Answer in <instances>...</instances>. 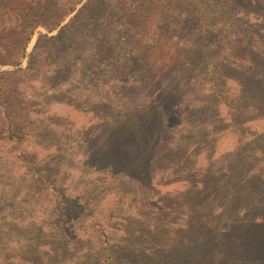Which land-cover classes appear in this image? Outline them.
<instances>
[{
  "label": "trees",
  "instance_id": "1",
  "mask_svg": "<svg viewBox=\"0 0 264 264\" xmlns=\"http://www.w3.org/2000/svg\"><path fill=\"white\" fill-rule=\"evenodd\" d=\"M171 1L0 0V155L8 161L0 178L12 204L1 209L5 191L0 264H264V0H193L207 18L202 35L175 39L170 72L199 74L182 87L140 47L143 36L135 45L129 35L157 16L188 32ZM234 6L239 23L230 18ZM118 14L129 28L112 29L113 38L134 55L120 72L140 73L142 87L116 106L96 94V117L109 115L105 133L87 140L77 171H49L20 146L35 137L25 108L30 78L54 48L97 68L99 52L86 55L80 41L99 40L98 29L108 36L111 24L99 25ZM39 29L47 33L28 55ZM225 53L257 60L229 65ZM52 67L68 86L61 65ZM151 81L160 91L152 102ZM203 152L216 155L218 168L198 167ZM10 165L34 174L29 188L19 178L5 184ZM165 185L180 189L168 200L151 197ZM107 193L121 198L109 202Z\"/></svg>",
  "mask_w": 264,
  "mask_h": 264
},
{
  "label": "rangeland",
  "instance_id": "2",
  "mask_svg": "<svg viewBox=\"0 0 264 264\" xmlns=\"http://www.w3.org/2000/svg\"><path fill=\"white\" fill-rule=\"evenodd\" d=\"M233 1L236 2V0ZM227 4L232 5V3ZM109 8L110 11L115 10L118 12L116 5L114 7L109 6ZM235 9H237V6H234L230 18L234 20V22L239 23L241 19H239ZM167 10L170 13H172L171 10L178 11V16H182V20L185 22L184 24L188 26L190 30L188 32L179 31L176 25H171V30H169V23L162 19L164 16H157L149 23H144L145 29L143 33L129 31V35L135 38L131 43L138 45L137 37H144V39L140 41V47H148L149 53L153 57L160 59L164 74L170 73L168 80L176 79L179 82V87L185 84L191 86L192 81H195L194 77L199 75L198 71L179 72L180 70L176 69L170 72V65L173 63V57H175L173 46L175 45V39L177 37L190 38L202 35V29L200 27L203 26L202 24H206V22L204 23V19H206L207 16L206 18L203 17L202 10L193 0H172L171 10H169V8ZM119 16H121V14H118L116 18L114 16L104 19L102 24L99 25V27H101L111 24V28L107 30L108 36L103 37L101 35L102 30L98 29L96 32L99 40L97 39L89 43H86L87 41H84V39L80 41L81 47L83 45L86 46L84 48L86 55L89 53V50L95 51L94 55L99 52L98 56H96V58H99L97 68L84 66L82 61H75L71 55L58 54V49L54 48L49 56L42 57L43 60L45 58L49 59V62H43L42 67L38 65L37 71L34 72L30 78L31 81L28 85L30 89L27 91V104L25 108L27 107L28 109V122L31 124L30 127H32L33 136L35 137L29 139V141H24L20 146L22 149H26L32 153L37 161L44 163V167L49 171H57L58 174H67L72 170L77 171V168H81L80 162L84 160L85 147L89 145L87 140H93L94 137L105 133L103 126H105V124L107 125L106 121L109 115L102 113V121L96 117L94 113V107L96 105L94 99L96 94L105 97L104 99L107 100L108 105L112 104L116 106V103H118L116 99L125 101L126 97L134 88L142 87L141 80L139 79L141 76L140 73L125 74L120 72L124 68L123 65L126 63V59L131 56L133 52H129L130 48H126V46H120L121 44L116 42V37L113 38L116 31L114 32L112 29L118 28L119 31H123L124 28L125 30L129 28V25L123 26L117 24ZM246 22L247 21L244 23ZM40 33L46 34L47 32L44 29H39V32L29 45L28 55L33 51L40 37ZM216 33H220V30ZM98 41L102 43H98V47L93 48L94 44ZM104 44H107L108 49L111 48L107 51V54L104 53ZM132 57H134V55L129 58L131 59ZM224 58L229 65H240L242 63L244 66H250L252 62L257 60V57L250 60H242V57L237 58L236 56H232L231 53H225ZM28 61V59L25 60L24 68L28 66ZM58 63L61 65L63 71L62 76H66L68 80V86L65 85L66 82L61 76L58 77V71L54 70V67H52L53 65L58 66ZM1 70L9 71L13 70V68L1 67ZM99 74L103 75L99 77ZM97 76L99 77L100 89L95 88ZM110 83H112V86L108 85ZM153 84L156 86V91L151 94L152 96L149 99L151 102L155 101L154 99L157 93L160 92L158 91L159 87L156 83L151 81L150 85ZM58 85L60 88L62 87V90L58 88ZM194 86L199 87L197 84ZM68 89H76L77 92H74L71 96L66 95L65 100L61 99L60 92ZM127 89L130 90L127 92ZM126 93L127 95H125ZM131 94L133 95V93ZM130 97L127 100H129ZM91 99L92 102L88 105L87 103ZM120 112L121 110L118 111V113ZM208 156L210 157V154L205 152L201 154L198 167L205 168L207 164H210L208 167L218 168L216 155L211 159H209ZM4 160L7 161V158L0 155V162L4 163ZM10 167L11 170L8 174H12L9 176L11 182L6 180L5 184L10 185L12 179L15 180V178H19L22 189L29 188L28 185L34 179V174H27L25 169L21 170L20 168L13 171V167L11 165ZM66 174L65 177H67ZM1 176L2 175H0V177ZM3 181L4 179L0 178V196L6 191L3 200L4 204L1 209L4 208L5 212L9 213L12 209V204L8 200L10 195L7 189L2 187L3 185L1 183ZM162 183H165L163 182V178ZM178 189H180V187H169L167 185L163 188L155 187V191L151 192L150 195L154 197L155 200H168L170 199L168 196L171 195L168 193ZM116 195L107 193L105 199L109 202L110 200L118 201L121 197H116ZM230 247L236 250L234 245H230Z\"/></svg>",
  "mask_w": 264,
  "mask_h": 264
}]
</instances>
